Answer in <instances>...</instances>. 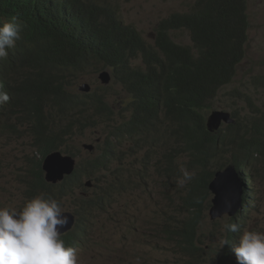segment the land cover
<instances>
[{
	"label": "clouds",
	"instance_id": "9594fccd",
	"mask_svg": "<svg viewBox=\"0 0 264 264\" xmlns=\"http://www.w3.org/2000/svg\"><path fill=\"white\" fill-rule=\"evenodd\" d=\"M179 1H188L185 10L165 18L188 14L197 3ZM238 1L248 7L253 0ZM246 13L243 56L234 65L231 81L220 84L207 97L200 110L201 129L190 117L172 120L167 116L162 92L159 95L161 79L151 85L132 84L131 72L146 73L144 58L156 49L127 56L123 65L106 58L125 52L134 35L154 44L156 27L165 18L146 39L136 26L121 18L119 0H0V178L11 190L6 199L11 207L0 200V264H85L81 250L87 211L104 210L114 186L96 199H77L75 191L84 193L82 188L91 187L92 181L83 180L81 172L86 176L87 172L77 163L81 149L71 148L69 142L99 126H103V136L82 144L88 151L99 150L87 162L89 169L140 156L134 163V176L156 174L170 179L163 184L169 190L159 196L147 190L145 194L163 220L160 230L179 247L180 264H264V229L249 223L264 185V172L258 173L259 166L264 165V103L256 104L250 91H264V75L249 78L260 81L257 87L251 83L233 87L229 97L222 92L232 84L245 58L250 30ZM179 30L167 32L173 36L172 32ZM53 44H72L85 50H68L66 56L56 57ZM24 54L57 64L68 76L65 86L44 96L38 106L14 90L20 79L7 77ZM206 63L216 64L213 60ZM84 78L89 81L82 82L78 92L73 91L75 82ZM113 85L127 100L118 117L109 102ZM218 97L236 111L216 108ZM59 133H65L60 149L43 155L42 149ZM254 140L261 146H250ZM168 141L176 143L173 150L155 152ZM123 144L127 148L121 149ZM66 145L72 154L64 151ZM56 152L69 157L73 164L70 173L52 182L46 179L43 164ZM180 157L187 158L182 166L177 165ZM12 174L19 186L10 178ZM41 178L47 184L45 190L40 188ZM72 198L78 201L69 203ZM224 200L235 202L236 207L224 206ZM98 201L102 208L94 206ZM217 207L221 208L214 212ZM190 232L198 236V250L193 255L182 242L183 235Z\"/></svg>",
	"mask_w": 264,
	"mask_h": 264
},
{
	"label": "rangeland",
	"instance_id": "374dc122",
	"mask_svg": "<svg viewBox=\"0 0 264 264\" xmlns=\"http://www.w3.org/2000/svg\"><path fill=\"white\" fill-rule=\"evenodd\" d=\"M120 16L127 22L136 26L141 34L149 39L154 34L156 24L174 12L185 10L188 1L179 0H119ZM250 0H247V2ZM247 11L250 19L249 40L246 44L244 60L238 65L237 75L231 85L224 87V92L230 96V89L243 86L252 75H264V0H253L248 4ZM175 41L183 44L190 43V35L186 30L173 31ZM87 78L75 82L72 90L78 92V86ZM110 107L115 117L121 114L127 100L123 99L121 89L111 86ZM255 103L261 106L264 103V91H250ZM228 102L218 97L216 108L228 109L235 112V108ZM103 136V126L87 131L83 136H75L69 142L71 148L81 149L77 163L87 172V176L81 172L83 180L92 181L91 187H84L81 194L76 190L77 199L86 197L96 199L100 193L108 192L109 186H114L110 203L104 208H90L87 211V231L85 233V246L81 250L85 264H180L177 260L181 256L179 247L170 242L160 230L163 220L147 198L145 191L159 196L162 191H167L163 184L170 182L158 177L156 174H147L145 177L133 175L134 157L124 159L121 164L114 160L109 167L88 168V163L99 154V150L88 151L82 144L93 142ZM176 147V143L168 141L162 146L156 147L155 152L167 153ZM127 148L123 144L121 149ZM28 151V150H27ZM134 161V162H132ZM187 158L180 157L178 166L186 163ZM24 168L27 166L24 164ZM264 165L259 166L258 173L262 174ZM15 186H19L16 175H10ZM144 187V191L142 190ZM109 190V189H108ZM11 190L0 178V200L7 206L8 194ZM77 199H71L73 204ZM68 202V201H67ZM249 223L260 229H264V185L255 202L254 209L249 214ZM207 232V229L204 230Z\"/></svg>",
	"mask_w": 264,
	"mask_h": 264
},
{
	"label": "trees",
	"instance_id": "16d2710c",
	"mask_svg": "<svg viewBox=\"0 0 264 264\" xmlns=\"http://www.w3.org/2000/svg\"><path fill=\"white\" fill-rule=\"evenodd\" d=\"M246 10V4L238 0H197L192 12L172 14L158 23L153 37L154 44L134 35L125 52L106 58L117 65H123L128 62L127 56L141 55L139 51L150 53L156 49L144 58L146 73L131 72L132 84L151 85L154 80L161 79L159 95L162 92V106L167 116L172 120L190 117L203 129L200 110L207 97L213 93L214 88L231 81L234 65L243 56L242 46L247 38L248 27ZM169 29H186L190 33L191 44L177 43L171 33L167 32ZM68 50L84 51L85 48L72 44L52 45V53L56 57L66 56ZM209 60L216 64L206 63ZM7 77L12 81L20 79V82L14 84V90L23 94L29 104L36 106L44 96L57 93L68 82L62 67L40 62L27 54L18 57ZM250 83L257 87L260 81L249 79L243 86ZM99 104H103L101 100ZM64 135L59 133L53 136L51 144L42 149V154L59 150ZM250 146H261V142L254 140ZM68 148L66 145L64 151L72 154ZM40 182L41 190H45L47 184L42 178ZM94 206L102 208V202L98 201ZM197 241L195 232L186 233L182 237L184 248L191 255L198 250Z\"/></svg>",
	"mask_w": 264,
	"mask_h": 264
},
{
	"label": "water",
	"instance_id": "95a60500",
	"mask_svg": "<svg viewBox=\"0 0 264 264\" xmlns=\"http://www.w3.org/2000/svg\"><path fill=\"white\" fill-rule=\"evenodd\" d=\"M73 161L69 157H63L59 153H52L44 160L43 168L46 171V179L56 182L61 179L65 173H70ZM224 206L235 208L236 203L228 200L223 201ZM221 207L214 209V212L220 210Z\"/></svg>",
	"mask_w": 264,
	"mask_h": 264
}]
</instances>
